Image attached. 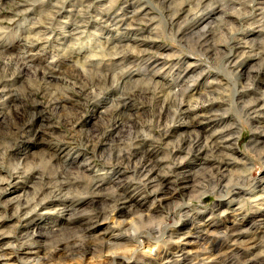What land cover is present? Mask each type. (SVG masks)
<instances>
[{
    "label": "clouds",
    "instance_id": "9594fccd",
    "mask_svg": "<svg viewBox=\"0 0 264 264\" xmlns=\"http://www.w3.org/2000/svg\"><path fill=\"white\" fill-rule=\"evenodd\" d=\"M120 2L0 0V264H264V0Z\"/></svg>",
    "mask_w": 264,
    "mask_h": 264
},
{
    "label": "bare ground",
    "instance_id": "6f19581e",
    "mask_svg": "<svg viewBox=\"0 0 264 264\" xmlns=\"http://www.w3.org/2000/svg\"><path fill=\"white\" fill-rule=\"evenodd\" d=\"M125 1V0H124ZM143 1L142 3L140 2V0H128V1H125V3L119 7L117 9V12L120 11V9L122 8L123 9V12H121V16H125V17H130L131 14L136 11L137 9H143L142 11L139 12V14L137 15L136 19L137 21L143 19L145 16H148V15H152V9L148 6H146V4L144 3V0H141ZM107 2V1H106ZM106 4L105 2H102L100 3L99 5H97L98 7L93 9V13L96 14V11L97 9H99L102 5ZM72 5H69V7H71ZM152 13V14H151ZM116 14V13H115ZM115 14H112V15H115ZM219 14V9H217L216 12H213V13H209L207 15V17H201L200 20L197 22L198 24H200L201 22L203 23L206 19H211L213 17H215L216 15ZM105 18H108V17H105ZM128 23L127 20H125V24ZM130 32L131 34H133L134 36H141L142 35V31L141 29H136V30H130L128 31ZM150 32V30H149ZM105 34H108L107 33V30H105ZM114 35V33L112 34ZM144 43V42H143ZM147 45V44H145ZM155 46V45H154ZM147 47V46H146ZM157 47V46H155ZM237 51H239V49H237ZM189 62L191 63H195L194 60H188ZM248 60H245V61H242L241 62V65H240V71L243 72L244 71V65H245V62H247ZM254 61V60H253ZM180 62V61H179ZM186 62V61H185ZM154 63H163V61H154ZM188 63V62H187ZM184 68V67H183ZM197 69H192L191 71L195 72ZM183 73V70H179L177 72V74H172V77L171 78H175V77H178L180 76L181 74ZM213 78L212 79H216V78H221L222 77H218L217 74H212L211 75ZM209 76H205L204 79ZM199 89L198 87L196 89H193V92L198 94L199 95ZM250 94V93H248ZM215 105L213 106H210L209 108H200L198 109L196 112H189V113H185V116H184V119L185 120H191L193 116H200V119L199 120H196L194 121L193 123H191L190 125L189 124H185V125H181V127L184 126V130H191V129H196L198 131H203L205 129H209V128H212L215 126V124L217 122L215 121H209L207 120L206 116L203 115L204 113H207L211 110V108H213ZM22 185H16L15 187H13L11 189V192L9 193V195H15L17 193H19L21 190H22ZM189 189H185L184 191H188ZM178 196V194H177ZM0 227H3V225H0ZM5 241H0V244H3ZM28 251V250H26ZM162 254H165L163 252V250L161 252H158L156 255L157 256H160ZM23 255V253H22ZM150 259H153L152 257H144V256H140L138 257V260H150ZM96 264H109V261L108 259L106 258H102V259H99L98 262Z\"/></svg>",
    "mask_w": 264,
    "mask_h": 264
},
{
    "label": "rangeland",
    "instance_id": "374dc122",
    "mask_svg": "<svg viewBox=\"0 0 264 264\" xmlns=\"http://www.w3.org/2000/svg\"><path fill=\"white\" fill-rule=\"evenodd\" d=\"M108 2V0H100V3H102V2H105V3H107ZM125 1H128V0H125ZM125 1L124 0H121V2H120V4L117 6V8L113 11V13L112 14H115L116 12H117V9L119 8V7H121L124 3H125ZM140 2L142 3L143 1H141L140 0ZM100 3H98L97 5H99ZM96 5V8L98 7ZM152 14V13H151ZM154 14V13H153ZM198 22V21H197ZM202 23V22H201ZM93 27H95V25H93ZM140 29H141V31H142V35L141 36H134L133 34H131L130 32H127V34H126V37L129 39V40H131V38L132 37H143V36H146V35H148L150 32H149V30L151 29V25H147V24H144V25H141L140 26ZM248 35H253L252 33H249ZM131 42H133V43H137V42H140L141 43V45L143 46V47H149V48H152V49H154V50H160V51H166V50H169V49H171L172 48V45H170L169 43H167L165 40H163V39H161V40H152V41H135V40H131ZM144 42V43H143ZM145 44H147V45H145ZM157 46V47H155V46ZM208 55L211 57L212 55H213V53L212 52H209L208 53ZM188 60H190L191 61V59L189 58V57H187V56H185V57H182L181 59H179V60H175V61H172V64L173 65H178V67H176V69H175V71L174 72H172V74H177V72L179 71V70H183L184 68L183 67H185L186 66V63L188 62L189 63V61ZM180 61V62H179ZM186 61V62H185ZM253 63H255V61H253V60H248L247 62H245V65H244V71L243 72H241V76L243 77L244 76V74L247 72V70H248V67H249V65H251V64H253ZM199 69H197L196 71H198ZM212 74H216V73H209L207 76H209V78L208 77H206L205 79H203L202 81H201V85H203L204 84V82L205 81H207V80H209V79H212L213 77L211 76ZM201 85H198L197 87H198V89L200 90V88H201ZM257 88H259V89H264V73H261L260 74V79L257 81ZM255 93H250V94H248V95H254ZM198 95V94H197ZM214 107H218L217 105H215ZM145 111H147L146 109H144V110H142V114H143V112H145ZM89 119H91V115L89 116ZM184 128V126L183 127H180L179 129H173V132H176V131H179V130H184L183 129ZM246 139H247V137H246ZM157 153H155V152H153V153H150V156H152V157H155V155H156ZM262 176H264V173H262L261 174ZM14 183H15V181H14ZM20 186V185H19ZM183 193H178V196L179 195H182ZM7 223L8 222H5V224L3 225V227L4 226H7ZM99 259H102V258H98V259H96V260H93V261H91V264H96L97 262H98V260Z\"/></svg>",
    "mask_w": 264,
    "mask_h": 264
}]
</instances>
